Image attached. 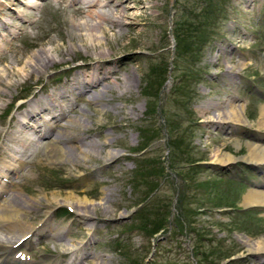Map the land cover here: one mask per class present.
<instances>
[{"label":"rangeland","instance_id":"374dc122","mask_svg":"<svg viewBox=\"0 0 264 264\" xmlns=\"http://www.w3.org/2000/svg\"><path fill=\"white\" fill-rule=\"evenodd\" d=\"M3 1L0 149L2 144L20 145L4 136L17 129V107L57 97L76 74L75 65L117 62L116 75L103 80L104 87L82 97L73 94L72 103L63 107L64 112L73 107L69 118L77 120L68 124L74 129L65 130L74 139L69 156L60 158L48 138L42 139L40 147L22 157L23 166L12 180L15 192L9 193L30 203L29 223H44L65 241H87L86 250L71 257L49 233L30 237L35 246L19 252L55 264H87L86 253L107 264H264V255L250 254L244 243L264 238V207L243 206L249 190H263L260 168L243 158L249 143H264V125L257 127L264 104V0H222L223 15L206 19L211 41L198 62L184 44L176 45L174 30L187 16H200L203 0H93L91 8L110 13L104 28L93 33L100 46L87 40L84 24L96 26L99 20L76 11L84 4ZM99 53L104 58L94 56ZM39 57L54 64L37 69ZM162 66L168 67L166 81L157 87ZM93 96L100 104L91 101ZM230 98L244 108L247 124L224 125L218 116ZM144 143L149 144L143 151L131 153ZM217 153L236 159L217 164ZM1 162L12 163L8 152L0 151ZM143 169L146 173L139 177ZM69 192L90 201L85 221L76 215L79 206L61 202ZM52 193H59L61 203L51 200ZM160 217L164 227L154 233ZM4 236L0 232L8 245L22 242L20 234Z\"/></svg>","mask_w":264,"mask_h":264},{"label":"bare ground","instance_id":"6f19581e","mask_svg":"<svg viewBox=\"0 0 264 264\" xmlns=\"http://www.w3.org/2000/svg\"><path fill=\"white\" fill-rule=\"evenodd\" d=\"M57 1L59 3H64L66 0ZM71 2L74 4L78 3V5L84 4L83 6L77 7L76 11L80 12L82 16H85L86 19L90 21L92 19L99 20V23L97 22L96 26H90L89 23L84 24V31H86L85 34H87V36H85L87 37V40L90 41L91 45L100 46L101 43L93 33L95 29L97 30L98 28H104V24L107 21L106 15L110 16V13H106V10L103 9L97 10L95 8H91L96 4L93 3V0H91L90 2H84L83 0H71ZM4 6L5 2L3 0H0V9H2ZM117 25L120 26L121 23L118 22ZM2 27L4 28L5 32H8V34L12 33V31H8L6 25L1 26V28ZM99 54L94 56L99 60L101 58H104V56L102 55L103 53ZM38 63L40 65L36 64V66L38 67L37 69H41L42 67H45L44 69H47L54 64L52 60L41 59V57H39ZM115 63L117 62H112L110 59H108L105 60L103 63H100L98 61L93 64L85 63L75 65L73 69L74 71H76V74L70 79L68 86L62 89L63 91L58 92L59 94L57 93V97H46L43 99V101L38 100L36 101V103L35 101L32 103L28 102V104L22 106V108L21 106L16 108L18 115L15 117V125L17 126V129H13L9 133L6 132L4 136L5 138H8V143L13 144V139H17L20 145L16 148H12L11 145L9 146L6 144H2L0 149L1 152H8V155L11 156L12 160V163H0V232L6 234V236H4L5 238H7L10 234L13 237H15L16 234H20L21 236L19 237L18 241L22 240V242L17 245L14 243L13 245H8L3 243V239H0V264H55V261L49 260L43 256L39 257V260L37 262L34 260H29L27 259L25 253L19 252L20 248L27 249L35 246L36 243L34 242V240L30 239V237L32 238V236H35L37 239H41L42 236L48 235L49 233L54 234L55 237L57 236L58 242L62 244L61 247L63 251L69 250L71 257L77 256L78 252L86 250L87 244H89L87 243V241H65V237L61 236L60 232H54L51 228H48L44 223H41L37 226H35V224L31 222L29 223V218L27 215L30 211V203L21 201L17 193H15L14 195L9 193L15 192L11 190V187L15 185L12 180L20 172V167L23 166L22 157L31 147H40L42 139L48 138L49 143L51 145L50 148L53 152L58 153V155H60V158H63L64 156H69L68 149L73 147L72 145H70V143L73 142L74 139H72L73 137L70 138V133L68 134V132L65 130L74 129V127H70L68 126V124H77V120L73 119V117H71L72 119L69 118V113L74 109L73 107L67 112L63 111V107L72 103L70 97L73 94L77 93L79 97H82L83 95L87 94L91 89L102 87L103 84L101 82L103 80L109 79V76L116 75V70L113 69V66L116 65ZM100 75L102 76L101 79L99 78ZM1 76L5 77V74H0V82L4 80ZM118 81L120 80L118 79ZM127 81L130 85L131 80ZM91 101L96 105L100 104L98 102L99 99H97L96 96L91 97ZM235 101L236 99L233 100L230 98L227 102V107L220 106L218 108L220 109L218 116H221L220 118L223 121L224 125L229 123L245 125L248 123L247 119L244 116V108L242 106H238ZM61 103L64 104L62 105ZM47 116L49 117L47 118ZM259 116V124L257 123V127L260 128L262 124L264 125V104L260 107ZM62 119H67L66 124H61ZM17 134L20 135L19 138L17 137ZM36 137L38 138L35 140ZM63 137L66 138L64 139ZM64 143L66 144V146H63ZM89 145L90 147H93L94 143L90 142ZM246 147L248 148V152L243 159L248 162L254 163L258 168H260L261 176L263 175V182L260 183L259 187H262L264 190V143H260L259 145L257 143H249ZM79 152L80 154L87 157L86 150H80ZM109 155H115V152H109L108 156ZM214 157V161L217 164H226L236 159L229 153H217ZM17 164H19V168L16 167ZM263 190H249L244 196L243 206L250 207L254 205L264 207ZM74 193L75 192H69V194L66 195L64 198L61 197V202L67 206L73 204L79 206V208L77 207L78 210L76 209V215L81 220L85 221L90 217L88 207L91 203L87 199V197L81 198ZM6 195V199L1 202L3 197ZM59 197V193H52V198H50L56 204H59L61 203L58 201ZM13 199L18 200V202L21 201V204L18 205V202H12ZM86 224L87 223H85V225ZM244 243L250 254L256 255L258 257L264 255V238H261L257 242L245 241ZM77 259L78 258H76L75 260ZM83 260L86 261L87 264H107V261H103L101 258L97 259L94 256L92 257L90 253H86V256ZM88 260H90V262ZM73 264H82V262L79 261Z\"/></svg>","mask_w":264,"mask_h":264},{"label":"trees","instance_id":"16d2710c","mask_svg":"<svg viewBox=\"0 0 264 264\" xmlns=\"http://www.w3.org/2000/svg\"><path fill=\"white\" fill-rule=\"evenodd\" d=\"M217 1L218 0H203V5L201 6L202 13L200 14V16L198 14L195 15L194 17L193 16H187L186 21L182 20L181 23H179V25H177L180 28V30L177 27H175V30H174V34L176 35V45L182 46V44H184V49L185 50L188 49L189 53L192 55L191 59H193L197 62H198L201 50L209 41H211V33L207 32L206 19L207 20L213 19V21H215V20H218L217 14H219L221 12V15H223V12H222V10L224 8L223 1L221 0L220 8L217 7ZM200 17L203 18V23H201L199 21ZM204 20H205V23H204ZM210 25H212V24H210V22H209V26ZM167 68H168L167 66H162L157 71V73L160 72L159 75H156L157 87L162 86L164 84V82L166 81L164 74H165ZM159 90H160V88H158L156 90V93H155L156 97H158ZM151 110H152V107H150L148 112H150ZM150 114H153V112H151ZM146 144H147V146H146ZM148 144L149 143H144L141 148L139 147L137 149H134L131 151V153L133 155L139 154L141 151L144 150L143 147H145V146L148 147ZM187 144H188V142L186 143V145ZM187 148L189 149V145L186 146L185 150ZM154 171H155V169H154ZM154 171H152V174ZM138 173H139V177H142L143 173H146V172L143 169V170H139ZM155 175H158V171L155 173ZM148 196H149V194H148ZM163 219H165V218L160 217L159 220H157L160 222H158L159 223L158 227L156 229H154V233L158 232L159 230H161L164 227V225L162 224ZM163 223H165V220L163 221Z\"/></svg>","mask_w":264,"mask_h":264},{"label":"water","instance_id":"95a60500","mask_svg":"<svg viewBox=\"0 0 264 264\" xmlns=\"http://www.w3.org/2000/svg\"><path fill=\"white\" fill-rule=\"evenodd\" d=\"M259 172V174L261 173V171H258Z\"/></svg>","mask_w":264,"mask_h":264}]
</instances>
